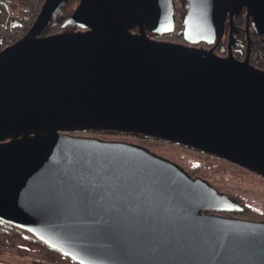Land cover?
<instances>
[{"label":"water","instance_id":"1","mask_svg":"<svg viewBox=\"0 0 264 264\" xmlns=\"http://www.w3.org/2000/svg\"><path fill=\"white\" fill-rule=\"evenodd\" d=\"M45 0L0 52V220L80 264H264V220L179 164L137 144L70 134L111 129L218 155L264 177V72L231 52L233 9L264 23V0ZM136 30V31H134Z\"/></svg>","mask_w":264,"mask_h":264},{"label":"trees","instance_id":"2","mask_svg":"<svg viewBox=\"0 0 264 264\" xmlns=\"http://www.w3.org/2000/svg\"><path fill=\"white\" fill-rule=\"evenodd\" d=\"M175 3V17H176V28L175 32L167 35H152V37L157 39H164L173 42L179 43H188V41L184 38L183 34V23L182 19L185 13L186 1L185 0H174ZM78 4V3H77ZM61 21L56 22L59 23L57 29H53V22H51L44 30V35H50L55 32H60L65 30L66 26H63L62 23L65 17H60ZM57 19V18H56ZM55 19V21H56ZM70 134L87 136V137H96L103 140H111V141H125L133 144L140 145L151 150L148 146L144 145L145 142L149 141H162L166 142L162 139H159L155 136H145L142 134H136L131 132H126L123 130H111V129H89V130H80V131H70ZM168 142V141H167ZM142 143V144H141ZM172 143V142H168ZM174 144V143H172ZM180 145V144H177ZM182 146V145H181ZM187 147V146H184ZM190 148V147H187ZM195 151L197 154L202 156L203 162L200 166L195 170H187L185 169L191 176L193 177H201L207 181V175L210 172H218V170H237V171H247L250 174H254L256 176L262 177L257 172L237 164L231 160L223 158L218 155L210 154L207 152H203L201 150L190 148ZM154 152L153 150H151ZM159 155V153L154 152ZM231 196V195H230ZM232 199L241 206L239 210H228V211H211L217 214L227 215L231 217L238 218H247V219H259L264 220V218L259 215L254 210L249 209L244 205V202L236 196H231ZM10 250H14L18 255L26 256V255H36L35 264H80L74 261L71 257L63 254L58 249L49 246L47 243L40 240L37 236H35L32 232L27 230L22 226H18L9 222H4L0 220V252H8Z\"/></svg>","mask_w":264,"mask_h":264},{"label":"flooded vegetation","instance_id":"3","mask_svg":"<svg viewBox=\"0 0 264 264\" xmlns=\"http://www.w3.org/2000/svg\"><path fill=\"white\" fill-rule=\"evenodd\" d=\"M44 2L45 0H0V52L6 47L14 45L28 34L35 23ZM79 3L80 0H71L68 2L67 6L57 17L56 21L53 20L52 24L54 25L52 30L58 28L59 23L56 22L61 21V16L65 17L62 23L64 26L65 21L73 12H75ZM249 11L250 8L248 4L245 3H241L233 9V39L231 52L237 60H248L250 65L264 72V23L258 22ZM227 23L228 26L226 27L225 39L216 46L215 44H208L205 42L196 44L186 42V44L196 45L205 49L213 48L217 55L227 57L230 54L228 46L231 30L229 16L227 18ZM87 29L88 28L79 25H72L66 27L65 30L53 34L65 31H85ZM41 35L47 36L43 33H41ZM178 146L184 147L181 145Z\"/></svg>","mask_w":264,"mask_h":264},{"label":"rangeland","instance_id":"4","mask_svg":"<svg viewBox=\"0 0 264 264\" xmlns=\"http://www.w3.org/2000/svg\"><path fill=\"white\" fill-rule=\"evenodd\" d=\"M144 145L190 171L197 169L203 162L200 154L187 147L162 141H149ZM207 179L221 192L238 197L246 207L264 218V179L262 177L247 171L218 170V172H210ZM36 260L35 254L22 256L14 250L0 252V264H35Z\"/></svg>","mask_w":264,"mask_h":264}]
</instances>
